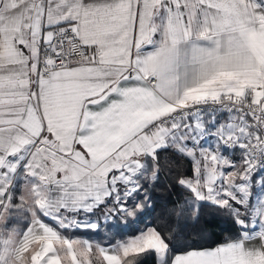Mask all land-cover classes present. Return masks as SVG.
Here are the masks:
<instances>
[{"label": "snow or ice", "instance_id": "6c2138e0", "mask_svg": "<svg viewBox=\"0 0 264 264\" xmlns=\"http://www.w3.org/2000/svg\"><path fill=\"white\" fill-rule=\"evenodd\" d=\"M148 258L264 264V0H0V264Z\"/></svg>", "mask_w": 264, "mask_h": 264}, {"label": "trees", "instance_id": "16d2710c", "mask_svg": "<svg viewBox=\"0 0 264 264\" xmlns=\"http://www.w3.org/2000/svg\"><path fill=\"white\" fill-rule=\"evenodd\" d=\"M161 183H166V181L162 180ZM180 195L181 193L179 192V190H177V192H175L171 197H168L167 199L168 201L175 200ZM152 197L154 201L153 209L146 212L145 215L140 218L139 222L133 223L130 221L127 225L121 226L130 230L135 228H142L145 224L148 223H160L161 216L166 203L165 194L158 187L156 190H153ZM202 224L203 226H201V228H196V225H187L184 231L189 236H191L192 233L203 231L205 239L209 242L213 240H222L226 235L233 231V225L230 220L221 215H213L209 217L207 214H205V216L202 218ZM80 234L94 239H103L105 237V232L103 231V228L96 233H93L88 230L82 231ZM145 264H152L151 258L146 259Z\"/></svg>", "mask_w": 264, "mask_h": 264}, {"label": "rangeland", "instance_id": "374dc122", "mask_svg": "<svg viewBox=\"0 0 264 264\" xmlns=\"http://www.w3.org/2000/svg\"><path fill=\"white\" fill-rule=\"evenodd\" d=\"M201 226H203L202 221H201L200 224H197V225H196V228H201Z\"/></svg>", "mask_w": 264, "mask_h": 264}]
</instances>
